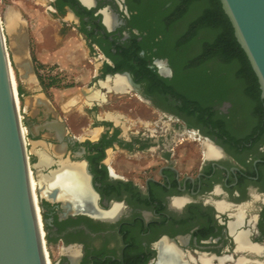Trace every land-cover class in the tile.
I'll list each match as a JSON object with an SVG mask.
<instances>
[{
  "label": "flooded vegetation",
  "instance_id": "flooded-vegetation-1",
  "mask_svg": "<svg viewBox=\"0 0 264 264\" xmlns=\"http://www.w3.org/2000/svg\"><path fill=\"white\" fill-rule=\"evenodd\" d=\"M177 2L47 0L57 46L77 44L59 58L87 72L85 97L67 110L38 76V106L26 110L21 87L52 264H161L163 247L182 264H264L260 83L207 52L211 32L188 34ZM117 76L125 92L102 84ZM97 91L105 99H90ZM35 147L49 165L38 167ZM68 161L84 166L87 209L39 183Z\"/></svg>",
  "mask_w": 264,
  "mask_h": 264
},
{
  "label": "water",
  "instance_id": "water-1",
  "mask_svg": "<svg viewBox=\"0 0 264 264\" xmlns=\"http://www.w3.org/2000/svg\"><path fill=\"white\" fill-rule=\"evenodd\" d=\"M221 3L257 75L264 98V0ZM9 15L19 27L8 31L7 19L4 21L0 14V264H48L11 58L23 83H29L36 72L28 24L18 13ZM17 54L23 55V60H14ZM35 99L27 97L26 104Z\"/></svg>",
  "mask_w": 264,
  "mask_h": 264
},
{
  "label": "rangeland",
  "instance_id": "rangeland-1",
  "mask_svg": "<svg viewBox=\"0 0 264 264\" xmlns=\"http://www.w3.org/2000/svg\"><path fill=\"white\" fill-rule=\"evenodd\" d=\"M11 12L18 13L28 24L31 56L33 63L34 61L37 62L34 65L38 67V73L34 76L35 80L29 83H23L16 70L18 87H23L25 92L31 93L32 95L29 97L38 98L34 95L41 90L38 85V77H40L44 84V91L57 106H64V103L70 101L71 97L80 99L85 97L84 91L80 95L79 93L82 87L87 86V72L76 68L71 62H67L65 57L59 58L60 55L57 53V50L62 54L64 51V56L66 51L73 50L77 44L69 41L61 44L63 48L57 46L55 36H53V16L47 7V0H0V14H2L4 21L7 19L9 28L16 22L13 16H8ZM4 21L3 24H5ZM20 100L24 110L22 94H20ZM66 105L65 110L70 107L68 106L69 103ZM32 106L36 108L38 105H35L34 102L32 104L27 103L26 110ZM31 145L33 146V143Z\"/></svg>",
  "mask_w": 264,
  "mask_h": 264
},
{
  "label": "bare ground",
  "instance_id": "bare-ground-1",
  "mask_svg": "<svg viewBox=\"0 0 264 264\" xmlns=\"http://www.w3.org/2000/svg\"><path fill=\"white\" fill-rule=\"evenodd\" d=\"M84 1L89 4L93 0L92 1L91 0H84ZM108 21H110V20H108ZM17 23H18V21L16 20L15 24L12 26V28H9L8 31L14 32L19 27ZM18 30H20V28ZM14 34H17V33H14ZM20 53H21V51H20ZM20 58L23 60V55L17 54L14 60L17 61V60H20ZM11 62H12V67H13V70H12L13 73L12 74H13L14 85H15L16 94H17V101H18L20 112H21V116L23 118V113H22L23 108L21 106L18 81H17V77H16V68L14 67V62H13L12 58H11ZM33 80H35V77L33 75H31L30 78L28 79V81L32 82ZM114 81H115L114 84H110L109 81L103 82L102 84L104 86H107V88L109 87V89L116 90L117 92H125L128 89V85L126 83V77L117 76ZM77 98L74 97V98L70 99V101H67L69 103L68 106L71 107L73 105H76L80 99V98L79 99H77ZM90 99H92V100L93 99L103 100V99H105V96L102 93H100V91H97L93 95H90ZM66 107H67V105H66ZM24 127H25V125L23 124V129H24L25 137H26V144L28 147V140H27V136H26L27 132H26ZM28 151H29V149H28ZM33 151L36 153H39V155H40L41 160L38 164V167L43 168V166H47V165H49V163L52 162V160L49 159V157L47 155H45L43 152H40L38 149L36 150V147L33 149ZM208 153L211 156L217 155L215 148H212L209 145H208ZM86 177L87 176L84 172L83 164L71 163L68 161V162H62L59 170L54 171L49 175H43V176L41 175L39 178V183H40V185L44 186V188H45L44 194H47L50 189L57 186L62 190V197L64 200L73 199L74 197H77V198H79V202H77L75 199H73V201L75 202V206L77 208L87 209V178ZM32 187H33V191L35 193L34 195H35V200H36L37 208H38V212H39V220L41 222V226H43V224H44L43 223V217H42V213H41V207L39 205V195L37 192L38 181L36 180L35 176L33 175V170H32ZM42 233H43V237H44L46 234V231L44 228L42 230ZM44 242L46 243V238H44ZM46 253H47L48 264H52L51 260L49 258V252L47 249H46ZM180 260H181V255H179L172 247L171 248L170 247H163L161 264H182L180 262ZM203 261L206 264L207 263L210 264L208 262V259L206 260L204 258ZM240 261H244V260H240Z\"/></svg>",
  "mask_w": 264,
  "mask_h": 264
},
{
  "label": "trees",
  "instance_id": "trees-1",
  "mask_svg": "<svg viewBox=\"0 0 264 264\" xmlns=\"http://www.w3.org/2000/svg\"><path fill=\"white\" fill-rule=\"evenodd\" d=\"M180 6L183 7V11L177 12L179 17L181 15L186 18L192 17L188 23V34L195 35L203 29L213 34V40L203 45L207 52L214 51L226 63L237 62L249 66L253 75L251 63L235 36L233 25L223 9L221 0H181ZM254 79L256 80L255 77ZM19 91L22 94L21 88Z\"/></svg>",
  "mask_w": 264,
  "mask_h": 264
},
{
  "label": "built area",
  "instance_id": "built-area-1",
  "mask_svg": "<svg viewBox=\"0 0 264 264\" xmlns=\"http://www.w3.org/2000/svg\"><path fill=\"white\" fill-rule=\"evenodd\" d=\"M41 228H42V230H43V228H44V227H43V226H41ZM43 238H45V236H44ZM45 245H46V243H45Z\"/></svg>",
  "mask_w": 264,
  "mask_h": 264
}]
</instances>
